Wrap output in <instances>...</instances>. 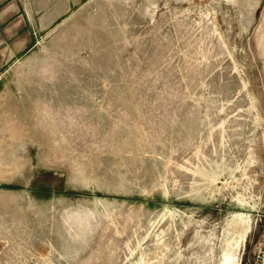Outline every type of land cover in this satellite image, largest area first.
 Instances as JSON below:
<instances>
[{"label":"rangeland","instance_id":"obj_1","mask_svg":"<svg viewBox=\"0 0 264 264\" xmlns=\"http://www.w3.org/2000/svg\"><path fill=\"white\" fill-rule=\"evenodd\" d=\"M26 1L0 69V264H250L264 0Z\"/></svg>","mask_w":264,"mask_h":264},{"label":"crops","instance_id":"obj_2","mask_svg":"<svg viewBox=\"0 0 264 264\" xmlns=\"http://www.w3.org/2000/svg\"><path fill=\"white\" fill-rule=\"evenodd\" d=\"M29 20V8L26 0H0V69L2 62L8 61L9 57L7 56L11 52V47L22 49L24 45L30 43L25 34L30 24ZM21 21L24 22L21 30L18 29L15 32V28L20 26ZM11 53L14 55L13 52Z\"/></svg>","mask_w":264,"mask_h":264},{"label":"built area","instance_id":"obj_3","mask_svg":"<svg viewBox=\"0 0 264 264\" xmlns=\"http://www.w3.org/2000/svg\"><path fill=\"white\" fill-rule=\"evenodd\" d=\"M250 264H264V221L262 234L252 250V260Z\"/></svg>","mask_w":264,"mask_h":264},{"label":"bare ground","instance_id":"obj_4","mask_svg":"<svg viewBox=\"0 0 264 264\" xmlns=\"http://www.w3.org/2000/svg\"><path fill=\"white\" fill-rule=\"evenodd\" d=\"M231 1H233V0H231ZM251 19L253 20V18H251ZM251 19H250V21H251ZM245 21H247V20H245ZM250 27H251V26H250ZM229 257H230V256H229ZM230 261H235V258L232 259V260H231V258H230ZM230 261L228 260V264H231ZM233 263H234V262H233Z\"/></svg>","mask_w":264,"mask_h":264}]
</instances>
